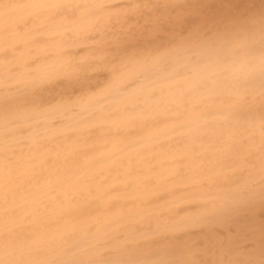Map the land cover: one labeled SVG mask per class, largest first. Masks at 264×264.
I'll return each instance as SVG.
<instances>
[{"label":"bare ground","instance_id":"bare-ground-1","mask_svg":"<svg viewBox=\"0 0 264 264\" xmlns=\"http://www.w3.org/2000/svg\"><path fill=\"white\" fill-rule=\"evenodd\" d=\"M264 0H0V264H264V86L197 96L182 50Z\"/></svg>","mask_w":264,"mask_h":264},{"label":"clouds","instance_id":"clouds-1","mask_svg":"<svg viewBox=\"0 0 264 264\" xmlns=\"http://www.w3.org/2000/svg\"><path fill=\"white\" fill-rule=\"evenodd\" d=\"M185 91L197 96L251 92L264 86V15L248 18L235 30L184 48L176 61ZM264 130V119L248 122Z\"/></svg>","mask_w":264,"mask_h":264}]
</instances>
